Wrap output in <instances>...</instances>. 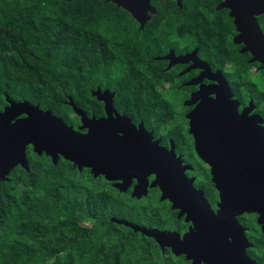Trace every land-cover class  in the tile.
Segmentation results:
<instances>
[{"label": "flooded vegetation", "instance_id": "af4514ba", "mask_svg": "<svg viewBox=\"0 0 264 264\" xmlns=\"http://www.w3.org/2000/svg\"><path fill=\"white\" fill-rule=\"evenodd\" d=\"M245 1L151 0L146 24L155 2L179 22L156 23L141 76L129 87L103 79L90 90L97 113L85 110L100 121L99 175L83 169L124 202L118 219L178 234L189 264L188 253L209 254L200 264H264V0L237 14Z\"/></svg>", "mask_w": 264, "mask_h": 264}, {"label": "trees", "instance_id": "16d2710c", "mask_svg": "<svg viewBox=\"0 0 264 264\" xmlns=\"http://www.w3.org/2000/svg\"><path fill=\"white\" fill-rule=\"evenodd\" d=\"M155 4L158 13L139 30L133 15L109 0H0V109L6 96L27 100L76 127L72 96L97 113L90 90L103 79L113 88L132 85L150 59V32L179 22L178 12L167 15ZM28 153L30 170L18 166L0 181V264H189L111 221L124 202L103 195L88 169ZM125 207L121 216L128 217L133 207Z\"/></svg>", "mask_w": 264, "mask_h": 264}, {"label": "water", "instance_id": "95a60500", "mask_svg": "<svg viewBox=\"0 0 264 264\" xmlns=\"http://www.w3.org/2000/svg\"><path fill=\"white\" fill-rule=\"evenodd\" d=\"M119 7L127 9L144 28L151 18L148 11L152 9L151 0H109ZM240 4L237 14H248L255 3L247 2ZM249 7V8H248ZM260 54L264 59V36L262 37ZM100 88L94 91L99 95ZM8 105L4 111H0V181L7 180L9 173L18 164L26 170H30V162L27 156V147L33 146L35 153L52 157L54 164H58L60 157L70 160L74 166L82 171L84 167L91 168L95 177L99 175L100 138L99 119L96 116L89 118L87 112L78 107L72 96L69 103L74 113L81 118L78 128L68 124L62 117L57 116L51 109H43L40 104L30 101H15L7 96ZM25 114V117H20ZM17 117H20L16 119ZM89 128L84 133L82 130ZM156 183H154L155 185ZM111 221L124 224L143 235L154 238L164 249L171 246L176 255H180V246L183 243L180 236L173 232L151 229L125 219L112 217ZM209 254L188 253V258L193 259V264H200L201 260L207 261Z\"/></svg>", "mask_w": 264, "mask_h": 264}]
</instances>
